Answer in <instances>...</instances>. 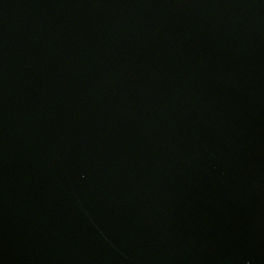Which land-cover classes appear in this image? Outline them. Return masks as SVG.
Masks as SVG:
<instances>
[{"label": "water", "instance_id": "95a60500", "mask_svg": "<svg viewBox=\"0 0 264 264\" xmlns=\"http://www.w3.org/2000/svg\"><path fill=\"white\" fill-rule=\"evenodd\" d=\"M0 264H264V0H0Z\"/></svg>", "mask_w": 264, "mask_h": 264}]
</instances>
